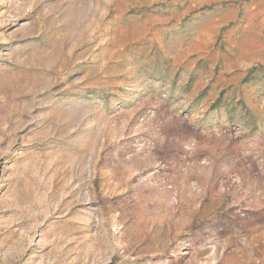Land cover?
Returning <instances> with one entry per match:
<instances>
[{"label":"rangeland","instance_id":"obj_1","mask_svg":"<svg viewBox=\"0 0 264 264\" xmlns=\"http://www.w3.org/2000/svg\"><path fill=\"white\" fill-rule=\"evenodd\" d=\"M0 264H264V0H0Z\"/></svg>","mask_w":264,"mask_h":264}]
</instances>
